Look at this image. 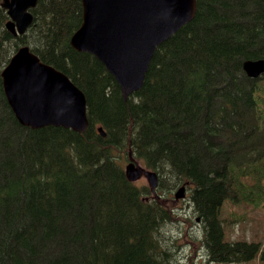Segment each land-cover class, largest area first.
<instances>
[{
	"label": "trees",
	"instance_id": "trees-1",
	"mask_svg": "<svg viewBox=\"0 0 264 264\" xmlns=\"http://www.w3.org/2000/svg\"><path fill=\"white\" fill-rule=\"evenodd\" d=\"M1 3L0 264H170L157 234L177 215L126 180L129 151L157 174L156 195L191 189L207 262L264 260L259 243L225 242L219 219L235 194L264 198L248 188L264 181V75L242 69L264 59V0H196L194 19L155 50L126 101L96 58L69 45L81 0H38L17 37ZM23 46L83 92V134L19 124L1 72Z\"/></svg>",
	"mask_w": 264,
	"mask_h": 264
},
{
	"label": "water",
	"instance_id": "water-1",
	"mask_svg": "<svg viewBox=\"0 0 264 264\" xmlns=\"http://www.w3.org/2000/svg\"><path fill=\"white\" fill-rule=\"evenodd\" d=\"M38 0H2L13 36L26 33L33 23L31 10ZM82 22L69 40L70 47L96 58L119 86L123 100L137 92L155 50L191 22L196 0H81ZM242 69L255 78L264 72V60H247ZM5 98L24 127L47 126L83 134L88 127L86 99L66 75L41 62L28 47H20L1 72ZM98 132L105 136L102 128ZM124 167L128 182L142 177L156 199L157 174L142 168L128 153ZM185 198V185L174 200Z\"/></svg>",
	"mask_w": 264,
	"mask_h": 264
},
{
	"label": "rangeland",
	"instance_id": "rangeland-1",
	"mask_svg": "<svg viewBox=\"0 0 264 264\" xmlns=\"http://www.w3.org/2000/svg\"><path fill=\"white\" fill-rule=\"evenodd\" d=\"M90 68L94 67L91 66ZM263 75L264 72L260 73L257 77L255 76V78H260ZM261 83L264 84V80ZM89 102L88 100V105L90 104ZM261 104L264 106V98L261 100ZM135 161L142 168L147 169L142 162L137 159ZM126 165L127 161H124L121 166L123 170ZM259 181L260 185L256 187L253 185L248 188L254 193L258 189H264V181ZM166 182L167 179H165L164 183ZM134 184L138 188L143 186L148 187L144 177ZM185 190H187L186 197L178 201H175L173 197L177 188L170 193L157 191L159 202L163 203L167 210H173L177 215L176 220L161 227L158 231L157 235H159L163 249L168 255L167 258L170 260V264H217L207 262L206 249L203 246V226L201 221H198V215L194 212L193 205L189 199L191 189ZM233 194L230 195L233 196ZM235 196L233 201L226 200L223 202L219 213L224 241L232 244L238 242H245L247 244L259 243L264 247V198L262 200H255L254 202H244L236 194ZM148 198H152L151 194ZM148 198H145V201H148ZM228 264H264V260L258 255L246 263Z\"/></svg>",
	"mask_w": 264,
	"mask_h": 264
},
{
	"label": "bare ground",
	"instance_id": "bare-ground-1",
	"mask_svg": "<svg viewBox=\"0 0 264 264\" xmlns=\"http://www.w3.org/2000/svg\"><path fill=\"white\" fill-rule=\"evenodd\" d=\"M37 2H38V1H37ZM46 65H47V64H46ZM134 93H135V92H134ZM132 94H133V93H132ZM132 94H130V95H132ZM130 95H129V96H130ZM129 96H128V97H129ZM128 97H127V99H128ZM122 99H123V98H122ZM127 99H126V100H127ZM126 100H123V101H126ZM185 189H186V188H185ZM186 191H187V190H185V197H186ZM175 192H176V191H175ZM174 194H175V193H174ZM173 197H174V195H173Z\"/></svg>",
	"mask_w": 264,
	"mask_h": 264
},
{
	"label": "flooded vegetation",
	"instance_id": "flooded-vegetation-1",
	"mask_svg": "<svg viewBox=\"0 0 264 264\" xmlns=\"http://www.w3.org/2000/svg\"><path fill=\"white\" fill-rule=\"evenodd\" d=\"M38 3V2H37Z\"/></svg>",
	"mask_w": 264,
	"mask_h": 264
}]
</instances>
